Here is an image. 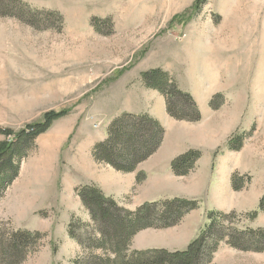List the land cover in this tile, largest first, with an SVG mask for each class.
<instances>
[{"label": "rangeland", "instance_id": "374dc122", "mask_svg": "<svg viewBox=\"0 0 264 264\" xmlns=\"http://www.w3.org/2000/svg\"><path fill=\"white\" fill-rule=\"evenodd\" d=\"M22 1L38 10L34 25L0 16V143H16L21 130L63 112L19 144L17 175L0 194L5 226L44 234L23 264H74L81 254L67 227L72 218L88 222L89 214L74 187L84 174L114 169L96 161L92 148L124 103L141 106L147 93L156 104L140 77L151 68L168 72L206 105L218 94L221 106L208 124L220 133L205 144L226 142L210 155L206 150L204 161L217 152L211 163L224 189L232 173L244 176L241 190L196 198L198 233L210 210H234L230 221L239 229L264 228V211L246 216L264 192V0ZM51 11L62 15L60 28ZM243 133L242 146L229 150V137ZM196 177L202 185L204 173ZM135 190L120 202L129 205ZM207 264H264V251L221 242Z\"/></svg>", "mask_w": 264, "mask_h": 264}, {"label": "trees", "instance_id": "16d2710c", "mask_svg": "<svg viewBox=\"0 0 264 264\" xmlns=\"http://www.w3.org/2000/svg\"><path fill=\"white\" fill-rule=\"evenodd\" d=\"M37 11L22 0H0V16L15 17L29 25H34ZM49 13L57 17L60 28L62 15L56 11ZM140 77L146 88L163 95L170 117L188 122L200 120L201 114L195 100L189 92L178 87L168 72L151 68L141 72ZM217 97L218 94H214L208 103L213 110L221 106L216 101ZM62 114L50 112L42 123L21 130L16 143H0V194L17 175L22 150L19 144L32 142ZM163 136L164 128L149 114L122 112L111 120L106 137L94 144L91 153L98 162L108 164L117 171L131 172L157 150ZM245 137L244 133L233 134L227 140L226 147L238 150ZM200 155V150L194 148L177 155L171 161L172 172L178 176L187 175ZM243 177L237 172L232 173L230 183L233 190L238 191L245 186ZM144 178V173H137V182ZM74 191L89 214L88 222L72 218L68 223V236L82 249L74 264H207L221 242L243 251H264V228L235 227L230 221L231 217L237 215L234 210L208 211V223L184 250L132 249V238L138 231L178 224L185 214L198 207L199 200L175 197L144 202L131 210L106 196L94 184L78 185ZM258 211H264V192L257 209L246 213V216L254 218ZM43 237L40 231L11 229L0 221V264H23L27 254Z\"/></svg>", "mask_w": 264, "mask_h": 264}, {"label": "crops", "instance_id": "0c3cea01", "mask_svg": "<svg viewBox=\"0 0 264 264\" xmlns=\"http://www.w3.org/2000/svg\"><path fill=\"white\" fill-rule=\"evenodd\" d=\"M149 90L158 96L156 104L150 103L151 95L143 93L141 106H135L132 105L131 102H126L122 109L115 115L117 116L122 112L136 114L147 113L158 120L164 128L163 140L158 149L147 159L140 162L134 171L118 172L113 169L108 173L106 171H99L94 174H91V171L90 174H84L82 182L77 183L75 186L94 184L99 187L106 196L112 197L120 205L131 210L144 202L175 197L186 199L201 198L202 195H207L209 192L211 194H221V191L225 193L232 192L230 183L227 189H224V187L226 188L225 185H219L217 162L216 165L212 166V157L211 160L208 159L204 161L206 150L211 149L209 151L210 155L214 148L226 142V138H224L222 141L219 140L213 147L205 144L217 139L220 133L219 129L214 128L212 124H208L211 116L216 113L218 109L212 110L209 105H206V100H198L186 90L195 100L201 118L196 122L175 120L166 112L163 95L157 90ZM154 93L152 96H155ZM209 125L210 128L208 127ZM185 131L190 133L187 137H184ZM202 133L204 135L201 139L198 136ZM212 138L214 139L211 140ZM184 139H187V141L185 142ZM190 148L198 149L201 152L192 170L196 173L194 172L195 174L187 175V177L176 176L171 170V161L174 157ZM138 172H142L145 175V178L141 182L136 181ZM198 173H204L205 175L202 185H199L196 180V175ZM132 187H135L136 193L133 195V198L130 199V204L127 205L120 202L123 195L127 194ZM197 190L199 191L196 192ZM194 212L195 210H192L185 214L175 226L162 229L146 228L138 231L134 235L132 248L137 250L163 248L169 251L186 249L190 241L196 237L200 228L201 221L196 220L197 217H195Z\"/></svg>", "mask_w": 264, "mask_h": 264}, {"label": "bare ground", "instance_id": "6f19581e", "mask_svg": "<svg viewBox=\"0 0 264 264\" xmlns=\"http://www.w3.org/2000/svg\"><path fill=\"white\" fill-rule=\"evenodd\" d=\"M198 137L202 139V137H203V134L199 135Z\"/></svg>", "mask_w": 264, "mask_h": 264}]
</instances>
